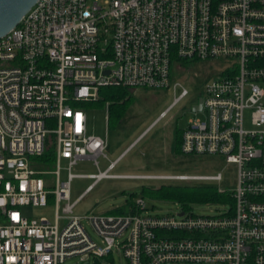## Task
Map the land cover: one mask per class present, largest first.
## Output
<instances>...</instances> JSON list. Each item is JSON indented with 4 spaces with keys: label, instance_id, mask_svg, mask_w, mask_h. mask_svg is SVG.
<instances>
[{
    "label": "built area",
    "instance_id": "built-area-1",
    "mask_svg": "<svg viewBox=\"0 0 264 264\" xmlns=\"http://www.w3.org/2000/svg\"><path fill=\"white\" fill-rule=\"evenodd\" d=\"M194 62L222 68L199 93L201 109L182 130L180 152L236 167L234 190L218 189L231 199L229 211L151 216L138 199L124 214L73 215L84 195L70 202L74 178L222 180L220 173L112 175L114 163L100 171L106 141L88 133L80 106L96 102L101 88L172 90L154 125L188 97L173 74ZM51 139L46 170L41 158ZM81 161L98 172L72 174ZM50 197L52 222L25 212L46 207ZM115 252L127 264H264V0H39L0 38V264H63Z\"/></svg>",
    "mask_w": 264,
    "mask_h": 264
},
{
    "label": "rangeland",
    "instance_id": "rangeland-1",
    "mask_svg": "<svg viewBox=\"0 0 264 264\" xmlns=\"http://www.w3.org/2000/svg\"><path fill=\"white\" fill-rule=\"evenodd\" d=\"M101 2L104 0H100ZM220 62H194L186 66L183 73L174 72L176 79H181L189 95L178 103L167 115L154 124L138 141L122 156L117 166L110 171L112 175L134 176H214L220 173V182L198 181H158L133 179H103L94 185L76 204L73 215L83 217L111 214L110 212L130 205L142 199L151 216H167L177 214L182 205L172 199L145 193L144 189L158 190L167 186L196 187L212 185L222 191H233L235 188L236 167L226 164L221 158L187 157L175 154V132L184 130L187 122L194 117L192 106L197 103V96L206 84L211 82L220 72ZM131 99L127 103L121 120L109 119L107 103L89 102L83 110L87 116V130L90 135L99 136L106 141L105 154L108 160L98 159L99 170L103 171L113 156L123 152L145 129H147L173 102L172 90L133 89ZM200 117V116H198ZM244 128L252 129L249 124V113L244 116ZM53 147V140L48 143ZM65 164H62L64 167ZM44 169V168H43ZM46 170L48 168H45ZM49 168V170H51ZM72 174L90 175L98 170L91 161H81L72 168ZM49 191L54 190V178L47 176ZM66 180V171H61L60 181ZM92 183L91 179L74 178L70 183V202H74ZM64 203L60 204L61 208ZM227 204L191 203L189 212L196 216H216L219 212L229 211ZM25 212L33 218L45 217L53 221L55 205L50 197L44 208H26ZM85 227L94 243L101 246L100 239ZM63 264H127L121 254L114 253L106 258L87 260L74 257Z\"/></svg>",
    "mask_w": 264,
    "mask_h": 264
},
{
    "label": "trees",
    "instance_id": "trees-1",
    "mask_svg": "<svg viewBox=\"0 0 264 264\" xmlns=\"http://www.w3.org/2000/svg\"><path fill=\"white\" fill-rule=\"evenodd\" d=\"M131 90L129 88L122 87H107L99 90V99L93 103H107L108 112L110 113L109 119H115L119 121L122 119L124 110L127 103L131 99ZM86 103H81L80 106L84 107ZM181 135L182 130L175 132L174 152L175 154H181ZM53 147H46L45 153L41 158L43 167L51 168V164L54 158ZM145 193H150L155 196L172 199L182 205V210H189V205L193 202L201 204H227L231 205L232 201L227 194L220 193L218 188L212 185H199L196 187L185 186H167L161 187L158 190L144 189ZM148 193V194H149ZM132 204V203H131ZM126 212V206L117 208L111 211V214H124Z\"/></svg>",
    "mask_w": 264,
    "mask_h": 264
},
{
    "label": "water",
    "instance_id": "water-1",
    "mask_svg": "<svg viewBox=\"0 0 264 264\" xmlns=\"http://www.w3.org/2000/svg\"><path fill=\"white\" fill-rule=\"evenodd\" d=\"M39 0H0V38L13 30ZM201 99L192 108L200 111Z\"/></svg>",
    "mask_w": 264,
    "mask_h": 264
},
{
    "label": "crops",
    "instance_id": "crops-1",
    "mask_svg": "<svg viewBox=\"0 0 264 264\" xmlns=\"http://www.w3.org/2000/svg\"><path fill=\"white\" fill-rule=\"evenodd\" d=\"M156 121V120H155ZM154 121V122H155ZM153 122V123H154ZM153 123L151 124V125H153ZM150 125V126H151ZM149 126V127H150ZM148 127V128H149ZM147 128V129H148ZM147 129H145V131L141 134V135H139L123 152H121L118 156H113L114 158H112L113 160L112 161H109V164L110 163H114V166H113V169L117 166V164L120 162V160H121V158H122V156L125 154V152L132 146V145H134L137 141H138V139L141 137V136H143L144 135V133L146 132V130ZM99 137V136H98ZM106 160H108V157H107V159ZM108 164V165H109ZM108 165H107V167H108ZM107 167L104 169V170H106L107 169ZM112 169V170H113ZM103 170V171H104ZM90 175H93V174H90ZM121 176V175H120ZM127 176H134V175H127ZM139 176H143V175H139ZM96 184H98V182L97 183H94V181H92V183L85 189V191L82 193V194H85L86 192H88L94 185H96Z\"/></svg>",
    "mask_w": 264,
    "mask_h": 264
},
{
    "label": "flooded vegetation",
    "instance_id": "flooded-vegetation-1",
    "mask_svg": "<svg viewBox=\"0 0 264 264\" xmlns=\"http://www.w3.org/2000/svg\"><path fill=\"white\" fill-rule=\"evenodd\" d=\"M197 99H198V101L200 100V98L197 96Z\"/></svg>",
    "mask_w": 264,
    "mask_h": 264
}]
</instances>
